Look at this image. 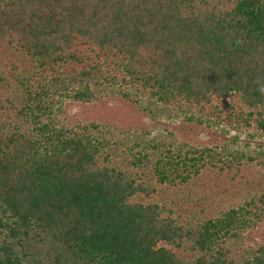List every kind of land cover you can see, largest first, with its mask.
Listing matches in <instances>:
<instances>
[{
  "label": "trees",
  "instance_id": "trees-1",
  "mask_svg": "<svg viewBox=\"0 0 264 264\" xmlns=\"http://www.w3.org/2000/svg\"><path fill=\"white\" fill-rule=\"evenodd\" d=\"M90 87L264 137V0H0V264H264V150L60 122Z\"/></svg>",
  "mask_w": 264,
  "mask_h": 264
},
{
  "label": "rangeland",
  "instance_id": "rangeland-1",
  "mask_svg": "<svg viewBox=\"0 0 264 264\" xmlns=\"http://www.w3.org/2000/svg\"><path fill=\"white\" fill-rule=\"evenodd\" d=\"M91 93L84 101H64L57 114L58 120L66 124L75 123L78 119L99 123L109 128L111 135L118 139L138 137L152 141L162 140L174 147L184 144L197 149L203 146L227 145L252 155L255 150H264V137L259 136L253 128L236 132L224 121L206 127L204 123L199 124L195 120L188 122L182 115L174 116L169 110L153 117L142 112L138 105L123 100L117 92L96 87L91 89ZM134 98H138L141 104H147L139 94ZM195 117L202 121L199 114H195ZM261 244H264V222L256 229L247 231L243 240L246 250L256 249Z\"/></svg>",
  "mask_w": 264,
  "mask_h": 264
}]
</instances>
